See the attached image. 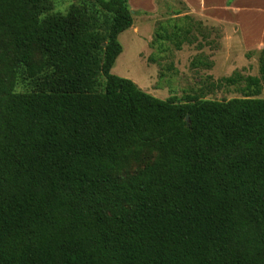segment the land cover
I'll return each instance as SVG.
<instances>
[{"label": "trees", "instance_id": "16d2710c", "mask_svg": "<svg viewBox=\"0 0 264 264\" xmlns=\"http://www.w3.org/2000/svg\"><path fill=\"white\" fill-rule=\"evenodd\" d=\"M53 8L0 0V264H264V47L240 97L159 99L111 73L128 0Z\"/></svg>", "mask_w": 264, "mask_h": 264}, {"label": "rangeland", "instance_id": "374dc122", "mask_svg": "<svg viewBox=\"0 0 264 264\" xmlns=\"http://www.w3.org/2000/svg\"><path fill=\"white\" fill-rule=\"evenodd\" d=\"M77 1L52 0L53 9L65 12ZM132 11L133 25L118 36L122 52L111 73L133 81L144 92L159 99L173 96L181 100L197 94L204 99L223 101L240 97L239 89L244 85L243 81L225 85L220 82L223 78L236 72L242 77L259 76V51L242 50L238 35H234L233 44L226 41L223 27L194 19L191 21L194 29L183 39L180 50L171 42H157L155 35L161 26L170 32L173 20L186 14L180 0L158 1L153 13ZM260 97L264 98V80ZM151 160L147 157L142 163L130 166L128 173H135Z\"/></svg>", "mask_w": 264, "mask_h": 264}, {"label": "crops", "instance_id": "0c3cea01", "mask_svg": "<svg viewBox=\"0 0 264 264\" xmlns=\"http://www.w3.org/2000/svg\"><path fill=\"white\" fill-rule=\"evenodd\" d=\"M158 1L128 0L131 9L153 13ZM186 15L224 28L226 41L238 35L244 51H260L264 47V0H180ZM237 37V36H236Z\"/></svg>", "mask_w": 264, "mask_h": 264}, {"label": "water", "instance_id": "95a60500", "mask_svg": "<svg viewBox=\"0 0 264 264\" xmlns=\"http://www.w3.org/2000/svg\"><path fill=\"white\" fill-rule=\"evenodd\" d=\"M132 14L134 13L133 11L131 12ZM186 120H188V118L186 117Z\"/></svg>", "mask_w": 264, "mask_h": 264}]
</instances>
